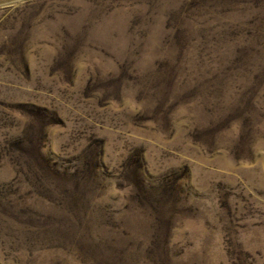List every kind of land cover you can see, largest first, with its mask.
<instances>
[{"label": "rangeland", "instance_id": "1", "mask_svg": "<svg viewBox=\"0 0 264 264\" xmlns=\"http://www.w3.org/2000/svg\"><path fill=\"white\" fill-rule=\"evenodd\" d=\"M0 264H264V0H0Z\"/></svg>", "mask_w": 264, "mask_h": 264}]
</instances>
